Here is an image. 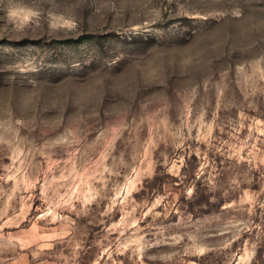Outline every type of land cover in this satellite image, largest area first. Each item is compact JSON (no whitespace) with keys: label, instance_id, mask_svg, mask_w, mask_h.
I'll list each match as a JSON object with an SVG mask.
<instances>
[{"label":"rangeland","instance_id":"rangeland-1","mask_svg":"<svg viewBox=\"0 0 264 264\" xmlns=\"http://www.w3.org/2000/svg\"><path fill=\"white\" fill-rule=\"evenodd\" d=\"M0 264H264V0H0Z\"/></svg>","mask_w":264,"mask_h":264}]
</instances>
